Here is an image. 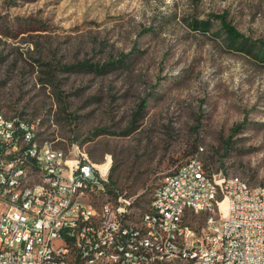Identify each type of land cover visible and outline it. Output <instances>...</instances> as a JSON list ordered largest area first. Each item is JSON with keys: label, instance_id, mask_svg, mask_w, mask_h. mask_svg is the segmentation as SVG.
<instances>
[{"label": "rangeland", "instance_id": "374dc122", "mask_svg": "<svg viewBox=\"0 0 264 264\" xmlns=\"http://www.w3.org/2000/svg\"><path fill=\"white\" fill-rule=\"evenodd\" d=\"M0 105L141 208L193 154L264 186V0H0Z\"/></svg>", "mask_w": 264, "mask_h": 264}, {"label": "built area", "instance_id": "2783aa9c", "mask_svg": "<svg viewBox=\"0 0 264 264\" xmlns=\"http://www.w3.org/2000/svg\"><path fill=\"white\" fill-rule=\"evenodd\" d=\"M41 139L30 119L0 109V170L12 165L17 173L15 181L6 172L0 178V264H135L136 257L117 256V248L89 259L90 245L116 239L145 249L147 264L185 252H192V264H264V195L251 194L245 181L225 183L216 172L221 189L212 191L194 155L193 162L173 168L174 177L161 178L146 208L117 187L108 193L101 186L92 202H84V189L109 179V169H96L80 151H66L60 164H49L46 154L33 156ZM23 156L40 164V171L29 169L27 182H20ZM71 185H78V195H71ZM211 197H228V204L221 209ZM103 201H111L113 218H106ZM125 214H133L131 226H122ZM213 215L226 217V225L208 224ZM185 224H194L199 238Z\"/></svg>", "mask_w": 264, "mask_h": 264}, {"label": "bare ground", "instance_id": "6f19581e", "mask_svg": "<svg viewBox=\"0 0 264 264\" xmlns=\"http://www.w3.org/2000/svg\"><path fill=\"white\" fill-rule=\"evenodd\" d=\"M0 109L3 107L0 105ZM33 122L34 132H39L38 120H31ZM202 150V148H199ZM41 152L46 154L49 158V164H60V157H64L66 151L55 147L50 140L41 139L39 141V148L33 149V156H41ZM197 158V171L203 172V177L208 183V186L212 187V191H219L221 189L220 180L225 183L232 184H242L245 181V186L251 189V194H261L264 195V186H250L246 180L238 176L226 177L221 172L216 173L211 172L207 169L203 162L201 161L198 155H195ZM194 155L189 157L185 162H193ZM22 174H20V182L29 181V169L33 171H40V164L37 159H32L30 156L22 157ZM96 169H101L105 171L109 169L110 158L102 164H96ZM5 172L8 181L17 180L16 170L12 165H5V170H0V178H5ZM175 176V169L167 172L163 179H170ZM102 187H107L108 193H113L109 185V179H101V184H93V188L84 189V202H92L93 191H101ZM158 190V184L153 189V192ZM115 191V190H114ZM152 192V193H153ZM71 195H78V185H71ZM41 199H49V192H41ZM211 204H217L221 209L225 208V205L228 204V197H211ZM103 209H105L106 218H113V208H111V201H103ZM177 218H184V211H177ZM133 221V214H125V217L122 219V226H131ZM208 224H216V226L226 225V217H221L220 215H213L208 217ZM185 231L192 232V238H199V231H194V227L190 224H185ZM114 248H117V256H126L131 255L136 257L135 264H147V256H145V249H138L137 244L124 243L123 239L109 240L107 243H100L98 245H90L89 247V259L97 260L99 256L112 255L114 253ZM95 264V263H87ZM113 264H121L120 260H113ZM156 264H192V252L184 253H171L169 259H164L161 262H156Z\"/></svg>", "mask_w": 264, "mask_h": 264}, {"label": "trees", "instance_id": "16d2710c", "mask_svg": "<svg viewBox=\"0 0 264 264\" xmlns=\"http://www.w3.org/2000/svg\"><path fill=\"white\" fill-rule=\"evenodd\" d=\"M217 17L223 22V27H224L225 31L227 32V34H228L230 37H232V38L240 37L239 32H238L235 28L231 27L230 25H228V24L225 22V19H224V16H223V15H219V16H217ZM43 139H45V138H43ZM45 140H48V139H45ZM196 153H197V152H196ZM196 153H195V154H196ZM193 155H194V154H193ZM193 155H191V156H193ZM199 156H200V154H199ZM200 158H201V157H200ZM201 161L203 162L204 166H205L207 169L211 170V168H210L207 164H205V162L202 160V158H201ZM112 189H115V191H114V190L112 191ZM110 191H112L113 193H116V187L114 186V184H111V190H110Z\"/></svg>", "mask_w": 264, "mask_h": 264}]
</instances>
